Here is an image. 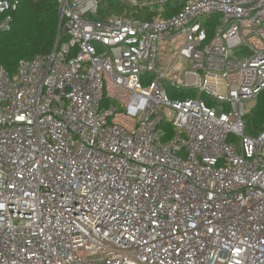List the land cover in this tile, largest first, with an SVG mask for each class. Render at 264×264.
<instances>
[{"label": "built area", "instance_id": "built-area-1", "mask_svg": "<svg viewBox=\"0 0 264 264\" xmlns=\"http://www.w3.org/2000/svg\"><path fill=\"white\" fill-rule=\"evenodd\" d=\"M57 1L51 51L0 66V264H264V130L244 123L264 0H120L106 20L100 0ZM17 4L0 0V32Z\"/></svg>", "mask_w": 264, "mask_h": 264}, {"label": "trees", "instance_id": "trees-1", "mask_svg": "<svg viewBox=\"0 0 264 264\" xmlns=\"http://www.w3.org/2000/svg\"><path fill=\"white\" fill-rule=\"evenodd\" d=\"M180 4L170 2L158 10H135L131 14L140 19H151L155 15L169 17L178 12ZM129 8L120 0H100L94 18L106 20L112 15L128 14ZM59 3L57 0H18L11 10V29L0 32V66L9 73L16 70L20 59H29L36 54H48L58 36ZM2 13H0V19ZM66 36L61 33L59 42ZM170 98H184L193 93H177L166 87ZM248 108V107H247ZM245 134L255 136L264 130V89L244 115Z\"/></svg>", "mask_w": 264, "mask_h": 264}, {"label": "rangeland", "instance_id": "rangeland-1", "mask_svg": "<svg viewBox=\"0 0 264 264\" xmlns=\"http://www.w3.org/2000/svg\"><path fill=\"white\" fill-rule=\"evenodd\" d=\"M173 39L165 42L162 51L159 55V67L162 72H165L167 68L173 64L174 59L177 57L180 42L173 46ZM191 68V61L185 57H180L177 59L176 63L173 65L172 69L167 71L166 80L167 82H172L179 87L184 86V75L183 73ZM245 103L246 109L250 110L253 106L254 101ZM248 107V108H247Z\"/></svg>", "mask_w": 264, "mask_h": 264}]
</instances>
